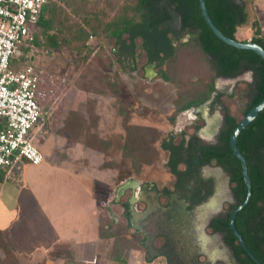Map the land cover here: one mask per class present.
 Here are the masks:
<instances>
[{"label":"trees","instance_id":"trees-1","mask_svg":"<svg viewBox=\"0 0 264 264\" xmlns=\"http://www.w3.org/2000/svg\"><path fill=\"white\" fill-rule=\"evenodd\" d=\"M89 4L88 0H53L47 3L34 26L33 42L13 61L12 67L17 69L27 63L25 53L31 46L43 50L67 48L77 53L85 52L87 56L92 51L87 44L90 36L104 35L112 42L111 54L121 62L122 69L124 64L140 57L141 50L147 61L161 67L160 73L167 79L170 78L168 65L177 56L176 50L190 41L197 48V53L195 51L190 56L194 63L199 54L204 60L206 58L207 66L202 63L200 66L202 70L207 69L208 81L197 88L193 100L181 105L175 102L177 111L186 110L206 100L213 92L214 76L235 75L240 69L252 72L250 83L242 82L244 86L237 88L239 82L232 94L225 95L232 98L238 93L241 97H247V100L241 117L230 113L228 109L223 110L224 121L216 145H202L193 136L194 140H190L187 150L184 149L182 139L176 142L163 140L161 147L170 151L165 165L176 176L187 174L202 164L212 163L227 172L235 203L225 214L214 219L211 227L223 233L239 264H255L244 252L229 226L231 211L246 196L240 161L232 153L229 139L246 112L264 98V59L252 50L237 49L218 39L204 21L198 0H113L110 8L112 11L108 13L102 8L90 11L87 8ZM205 4L214 25L225 36L237 40V27L247 19L245 2L205 0ZM176 17L180 20L178 31L170 25ZM252 28L250 40L264 49V38L257 20L252 23ZM188 34L189 39L175 44ZM202 73L206 74L204 71ZM136 136L134 140H138ZM236 143L246 160L251 197L247 205L238 211L235 226L251 253L264 264V109L240 131ZM0 248L6 254L3 263H8L12 253L1 232Z\"/></svg>","mask_w":264,"mask_h":264},{"label":"rangeland","instance_id":"rangeland-1","mask_svg":"<svg viewBox=\"0 0 264 264\" xmlns=\"http://www.w3.org/2000/svg\"><path fill=\"white\" fill-rule=\"evenodd\" d=\"M88 2L90 4L87 8L90 11L101 8L107 13L112 11L110 8L113 0ZM245 2L247 17L251 19L259 7V2L258 0ZM260 19L262 21L263 18ZM176 20L178 21V17ZM246 30L250 31L248 23L239 27L236 39L242 40L240 35ZM187 39L189 34L184 35L175 44ZM87 44L92 48L87 56L85 52L77 53L67 48L43 50L36 46H31L25 53L26 62L44 72L43 102L53 110L52 123L45 128L47 135L40 140L46 138L56 140L54 142L56 145L57 140H66V144L81 143L98 151L100 156H103L100 168L113 173L114 190L120 183L128 180L153 182L157 186L171 185L174 177L165 165L167 152L161 147V143L163 140L176 142L186 134H193L197 127L203 126L199 116L190 112V107L177 111L175 102L181 105L183 102L193 100L197 88L208 81L207 69L202 70L200 66V63L207 66L206 58L204 60L198 53L200 56L194 57L196 58L194 63L190 57L195 51L197 53L194 43L189 41L180 46L176 50L177 56L170 62L171 65H168L170 70L167 72L172 80L168 84L158 79L160 67L156 66V63H152V66L145 65L146 58L141 50H139L141 55L135 63L139 67L144 64L146 70L140 68L136 73H127L117 65L111 54L112 42L104 35L90 37ZM203 71L206 74L202 73ZM245 77L249 78V75ZM217 83L220 81L217 80ZM244 83L240 82L237 88H242ZM219 99L223 110L228 109L230 113L241 117L247 97H241L237 93L232 98L222 95ZM71 103L99 106L103 111L115 109L116 113L114 115L111 112V119L104 122V128L67 129L63 117L66 105ZM119 110L124 112L122 116L119 115ZM221 114L223 112L213 111L205 114L209 123L204 131L200 132L206 139H214L216 131L220 128ZM115 117H122L123 128L115 126ZM128 122L136 124V127L127 128ZM136 134L138 140H134ZM81 136L91 139L80 140ZM204 169L208 171L204 172L208 180L223 185V196L226 199L224 208H229V203L232 201L234 204L235 199L234 196L230 198L231 187L227 172L213 163ZM124 199L126 196L122 198ZM138 247L143 250L139 244ZM160 263L159 258L154 261V264Z\"/></svg>","mask_w":264,"mask_h":264},{"label":"crops","instance_id":"crops-1","mask_svg":"<svg viewBox=\"0 0 264 264\" xmlns=\"http://www.w3.org/2000/svg\"><path fill=\"white\" fill-rule=\"evenodd\" d=\"M258 2L253 17L246 19L250 31L242 32V40L251 39L255 20L264 38V0ZM246 6L245 2V11ZM178 22L180 24L179 18ZM137 58L124 64L123 69L121 62L115 61L123 72L146 70L144 64L137 66ZM144 63L152 66L154 62L146 60ZM158 79L168 84L172 81L161 73ZM215 90L213 83V92ZM190 108V112H194L193 107ZM101 109L68 104L64 124L67 129L76 130L104 128V122L111 119V112L114 115L116 112ZM212 111L209 106L206 115ZM122 114L124 112L119 110V115ZM52 119L53 110L48 126ZM114 120L116 127L123 128L122 117ZM131 126L136 127V124L129 123L127 128ZM46 129L36 140L42 161L38 164L22 161L15 172H4L0 176V232L12 253L11 260L3 263L6 254L0 248V264H150L142 235L134 232L123 211L130 188L126 186L122 191L121 188L130 180L114 190L113 173L100 168L103 156L98 151L81 143L66 144V140H57V145L56 140H40L47 135ZM70 136L73 138L72 134ZM90 139L81 136L80 140ZM124 196L126 199L122 200Z\"/></svg>","mask_w":264,"mask_h":264},{"label":"flooded vegetation","instance_id":"flooded-vegetation-1","mask_svg":"<svg viewBox=\"0 0 264 264\" xmlns=\"http://www.w3.org/2000/svg\"><path fill=\"white\" fill-rule=\"evenodd\" d=\"M177 22L176 18L170 22L176 31L180 29ZM213 67L216 69L215 64ZM251 81L252 72L247 69H240L235 75L218 74L215 77L213 83L216 90L211 97L193 107L194 113L199 112L197 115L203 126L182 137L185 150L190 140H194L193 136L202 145L217 144L224 114H221L220 128L214 139L208 140L200 132L209 123L205 115L208 107L211 106L214 113L223 112L219 104L220 95H230L237 83ZM164 150L168 159L170 151ZM205 166L209 164H202L180 176L171 173L174 177L171 185L157 186L153 182L130 180L121 188V191L126 186L130 188L127 206H123L124 215L134 232L142 235L150 264L158 258L161 259L160 264H239L223 233L211 227L213 220L225 214L233 202L229 203V208H224L223 185L206 178L204 172L208 171ZM230 194V198L233 197L231 189Z\"/></svg>","mask_w":264,"mask_h":264},{"label":"built area","instance_id":"built-area-1","mask_svg":"<svg viewBox=\"0 0 264 264\" xmlns=\"http://www.w3.org/2000/svg\"><path fill=\"white\" fill-rule=\"evenodd\" d=\"M50 1L0 0V176L15 172L22 161L43 159L36 140L52 114L43 102L44 72L29 63L16 69L12 63L33 42L34 26Z\"/></svg>","mask_w":264,"mask_h":264},{"label":"water","instance_id":"water-1","mask_svg":"<svg viewBox=\"0 0 264 264\" xmlns=\"http://www.w3.org/2000/svg\"><path fill=\"white\" fill-rule=\"evenodd\" d=\"M198 3H199L200 11H201V14H202L204 21L206 22L207 26L212 31V33L218 39H220L222 42H224L228 45H231L237 49L252 50L257 55H259L262 59H264V49L262 46L258 45L257 43H255L251 40L239 41V40L231 39V38L225 36L214 25V23L210 19V16H209L207 8H206L205 0H198ZM263 109H264V98L258 104H256L255 106H253L250 110H248L246 112V114L242 117V119L240 120L238 125L235 127V129L231 133V136L229 139L230 146L232 149V153L240 161L242 177H243V180H244V183L246 186V196H245L244 200L241 203L237 204L235 206V208L230 213L229 226H230L233 234L235 235L236 239L238 240L240 246L244 250V252L253 260V262L255 264H261V263L256 259V257L248 249V247L246 246L242 236L240 235V233L238 232V230L235 226V217H236L238 211L247 205V203L249 202L250 197H251V182H250V178H249L248 171H247L246 160H245L244 156L242 155V153L240 152L236 141H237V136L240 133V131L242 129H244L256 117V115ZM219 168H221V167L219 166Z\"/></svg>","mask_w":264,"mask_h":264}]
</instances>
